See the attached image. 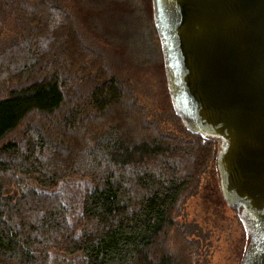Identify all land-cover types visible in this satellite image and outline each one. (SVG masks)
I'll return each mask as SVG.
<instances>
[{
  "label": "trees",
  "instance_id": "16d2710c",
  "mask_svg": "<svg viewBox=\"0 0 264 264\" xmlns=\"http://www.w3.org/2000/svg\"><path fill=\"white\" fill-rule=\"evenodd\" d=\"M61 1L0 0V26L12 28L10 38L0 36V264H54V254L79 255L83 264H179L166 246L175 208L201 171L213 168L216 144L182 129L188 139L163 148L155 140L123 141L112 127L83 158L59 160L66 131L119 103V71L128 65L109 62L80 32L102 65L96 76L74 80L64 53L49 54L37 36L40 26L51 28L45 13ZM31 116L35 128L27 125ZM72 179L89 182L76 216L54 190Z\"/></svg>",
  "mask_w": 264,
  "mask_h": 264
},
{
  "label": "rangeland",
  "instance_id": "374dc122",
  "mask_svg": "<svg viewBox=\"0 0 264 264\" xmlns=\"http://www.w3.org/2000/svg\"><path fill=\"white\" fill-rule=\"evenodd\" d=\"M50 16L51 28L40 26L44 31L42 29L43 33L37 35L38 39L48 42L49 54L64 53L63 59L75 75L74 80H79L80 75L96 76L102 65L100 55L83 47L80 32L103 48L109 62L110 59H125L128 63L119 71L123 88L119 103L101 114L85 117L75 131H66L67 154L63 155L57 149L56 156H61L59 160L80 154L83 158L112 127L121 134L123 141L151 143L155 140L163 148L173 147L182 138L188 139L168 96L151 0H62L58 8L45 13L44 20H49ZM27 18L35 19V16L30 13ZM7 35L12 36V28L0 26V36ZM127 50L137 59L127 57L130 54ZM15 70L10 73L11 77L18 72ZM72 84L67 87L70 91L74 88ZM31 117L27 125L35 128L33 124L37 117ZM57 134L54 132L53 137L57 138ZM214 150L215 157L217 144ZM87 184L88 181L72 179L54 188L64 197L66 205L77 213L74 216L79 213ZM175 209L176 224L168 233L166 246L178 258L179 264H240L245 234L238 218L222 198L215 165L201 171L196 187L184 192ZM54 264L83 263L79 255L54 254Z\"/></svg>",
  "mask_w": 264,
  "mask_h": 264
},
{
  "label": "water",
  "instance_id": "95a60500",
  "mask_svg": "<svg viewBox=\"0 0 264 264\" xmlns=\"http://www.w3.org/2000/svg\"><path fill=\"white\" fill-rule=\"evenodd\" d=\"M174 114L217 144L222 198L264 264V0H151Z\"/></svg>",
  "mask_w": 264,
  "mask_h": 264
}]
</instances>
